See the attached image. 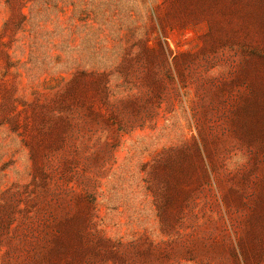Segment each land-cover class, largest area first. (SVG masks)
Returning <instances> with one entry per match:
<instances>
[{
  "label": "rangeland",
  "instance_id": "374dc122",
  "mask_svg": "<svg viewBox=\"0 0 264 264\" xmlns=\"http://www.w3.org/2000/svg\"><path fill=\"white\" fill-rule=\"evenodd\" d=\"M0 264H264V0H0Z\"/></svg>",
  "mask_w": 264,
  "mask_h": 264
}]
</instances>
